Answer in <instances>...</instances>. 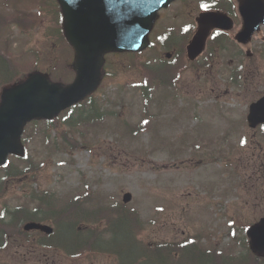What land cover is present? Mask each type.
Listing matches in <instances>:
<instances>
[{
  "label": "rangeland",
  "instance_id": "rangeland-1",
  "mask_svg": "<svg viewBox=\"0 0 264 264\" xmlns=\"http://www.w3.org/2000/svg\"><path fill=\"white\" fill-rule=\"evenodd\" d=\"M6 1L0 0V24L4 21L1 14L9 21L0 29V55L24 75L34 70L51 71L66 83L72 82L74 52L64 41L60 45L48 37L51 16L38 11L39 2L45 6L47 1L9 0L10 6L4 7ZM208 1L212 0L176 2L168 12L159 14L161 21L152 33L150 49L135 60L110 59L112 66L105 69L97 95L104 112L115 115H105L73 136L59 122L57 129L72 149L57 150L54 134L46 144L44 123L30 125L24 134L23 145L36 165L35 189L56 194L59 209L65 205L77 209L79 203L83 213H95L94 232L99 233L114 211L124 206L134 220L139 217L142 238L147 242L172 244L193 239L208 249L234 252L229 246L233 241L236 245L242 226L264 217V132L252 131L247 125L249 105L264 96V28L248 47L229 42V53L216 54L212 45L206 56L188 64L180 52L194 32L201 2ZM15 7L35 15L36 27L31 33L27 24L15 21ZM239 27L236 21L235 31ZM191 28V36L185 38L182 32ZM169 32L184 41L167 50L158 37ZM239 50L242 57L232 60ZM248 50L252 59L245 56ZM240 62L245 78L233 86L231 71L235 72ZM127 63L137 68H120ZM146 65L149 70H144ZM159 65L172 77L167 88H161L162 81L154 71ZM235 78L237 81L238 75ZM144 81L155 86L148 102L134 87ZM127 192L133 200L124 205L122 198ZM7 201L12 205L25 202H18L15 196H8ZM108 224L115 234L114 247L126 245L130 239L127 225L120 226L115 220ZM229 230L235 232L234 237L229 236ZM15 248L0 251L1 264L117 262L115 257L101 254L69 259L57 251H35L27 256ZM134 254L135 250L125 252V261Z\"/></svg>",
  "mask_w": 264,
  "mask_h": 264
},
{
  "label": "water",
  "instance_id": "water-1",
  "mask_svg": "<svg viewBox=\"0 0 264 264\" xmlns=\"http://www.w3.org/2000/svg\"><path fill=\"white\" fill-rule=\"evenodd\" d=\"M174 0H59L64 16V31L75 49V82L63 88L42 74L32 75L25 83L5 90L0 105V166L10 154L20 155V139L26 124L34 119L52 118L91 95L101 83L104 56L110 52H137L149 45L159 10ZM244 26L237 41L247 45L264 24V0H241ZM199 29L188 48L191 60L205 49L213 29L231 30L233 23L220 13L202 14ZM249 124H264V98L250 107ZM132 196H124L129 203ZM27 231L52 234L53 229L31 223ZM252 250L264 257V219L248 231Z\"/></svg>",
  "mask_w": 264,
  "mask_h": 264
},
{
  "label": "trees",
  "instance_id": "trees-1",
  "mask_svg": "<svg viewBox=\"0 0 264 264\" xmlns=\"http://www.w3.org/2000/svg\"><path fill=\"white\" fill-rule=\"evenodd\" d=\"M11 69L8 66V62L5 60L0 61V84H4L3 78L6 77V74H10ZM90 106H88L87 110H90V113H93L90 117H102L101 109L98 110L94 100H89L88 103H90ZM84 110L83 107L79 108L78 110ZM81 113V111H80ZM28 157V156H27ZM21 162L28 166L21 168H13L9 164L3 171V177L0 178V191L4 189L5 182L8 179L16 180V179H22V178H28L31 170L34 171V166L32 165V161L30 158H24L21 160ZM45 197V196H44ZM46 198V197H45ZM47 205L49 209L53 210V215H56V219L58 222L56 234L55 237H60V240L62 241L59 245L64 250L67 251L69 254L74 255L75 257L83 254L84 252L89 253L94 251L95 248V238H91L84 232V229L82 228V223H80L76 216L74 214H67L63 216H58L56 214L55 210L57 209V201L55 200L54 196H51L50 199H47ZM66 207V206H65ZM70 207V205H69ZM38 208H42V205H40ZM76 214L75 210H73ZM77 215V214H76ZM122 216V215H121ZM125 218H127L125 216ZM37 220H41V218L35 217ZM130 220L129 218H127ZM11 224V223H10ZM7 226H9L8 222L6 223ZM115 237V234H114ZM2 239V234H0V240ZM110 246H115V243L110 241L108 242ZM118 247V248H117ZM116 251L118 252L116 255L119 259H125L124 253L130 252V248L128 247V244L126 245H118L115 247ZM141 250V249H140ZM176 249H170L168 247H164L163 249L160 248V251H156L155 247L149 248L148 252L144 251V253L141 255L143 258H147V262L153 264V262L158 261L161 264H165L169 256L172 254H176Z\"/></svg>",
  "mask_w": 264,
  "mask_h": 264
},
{
  "label": "flooded vegetation",
  "instance_id": "flooded-vegetation-1",
  "mask_svg": "<svg viewBox=\"0 0 264 264\" xmlns=\"http://www.w3.org/2000/svg\"><path fill=\"white\" fill-rule=\"evenodd\" d=\"M220 6L228 15H230L234 20L240 21V15L238 11V3L233 0H221ZM217 9V8H214Z\"/></svg>",
  "mask_w": 264,
  "mask_h": 264
}]
</instances>
